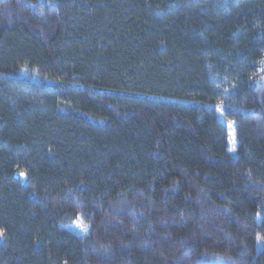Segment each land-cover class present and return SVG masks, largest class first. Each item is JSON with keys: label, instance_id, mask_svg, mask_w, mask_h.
Here are the masks:
<instances>
[{"label": "trees", "instance_id": "16d2710c", "mask_svg": "<svg viewBox=\"0 0 264 264\" xmlns=\"http://www.w3.org/2000/svg\"><path fill=\"white\" fill-rule=\"evenodd\" d=\"M0 264H264V0H0Z\"/></svg>", "mask_w": 264, "mask_h": 264}, {"label": "rangeland", "instance_id": "374dc122", "mask_svg": "<svg viewBox=\"0 0 264 264\" xmlns=\"http://www.w3.org/2000/svg\"><path fill=\"white\" fill-rule=\"evenodd\" d=\"M19 76H26V71L22 70L18 72ZM219 111L221 110V107H218ZM228 130H229V146L233 147L235 145V138L233 133V126L227 122ZM70 228H72L74 231L78 233H85L87 228L86 226L81 223L79 220L74 221L70 224Z\"/></svg>", "mask_w": 264, "mask_h": 264}]
</instances>
